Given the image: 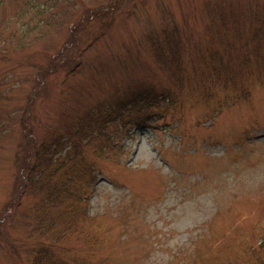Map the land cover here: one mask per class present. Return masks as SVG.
Segmentation results:
<instances>
[{"label": "rangeland", "instance_id": "374dc122", "mask_svg": "<svg viewBox=\"0 0 264 264\" xmlns=\"http://www.w3.org/2000/svg\"><path fill=\"white\" fill-rule=\"evenodd\" d=\"M146 86L174 93L163 118L62 148ZM56 142L41 180L32 153ZM40 246L74 264H264V0H0V264Z\"/></svg>", "mask_w": 264, "mask_h": 264}, {"label": "trees", "instance_id": "16d2710c", "mask_svg": "<svg viewBox=\"0 0 264 264\" xmlns=\"http://www.w3.org/2000/svg\"><path fill=\"white\" fill-rule=\"evenodd\" d=\"M159 51L160 54L164 57V59L167 61L170 67L171 77L174 80V76L175 73L178 72V68L172 44L168 42L165 45L160 44ZM173 94L174 93L172 92V90L168 88L159 89L158 87L154 86L138 87L133 90H127L121 95L122 98L114 99L115 101L113 100V102L107 109L100 105L99 107L94 108L90 112L86 113L83 117L76 120V122L73 123L75 129L67 130L66 133V135L70 139V142H68V144L66 145H63L62 148L69 147L67 151L73 154V156H75L76 158H79L82 157L81 154L84 151V146H81L82 140H84L85 138H90L91 134L93 133H96L94 139L105 138L106 142L111 141L112 144H114L116 139L120 138L121 134L126 137V134L123 133L126 126H129L128 135H130L131 132L135 129L144 130L150 127V124L153 120L163 118V112L157 110V108H161V104H170L177 102V99L173 96ZM130 109H136V114L125 115ZM117 124L119 125V129H114ZM107 126H112V129L109 130ZM70 127H72V125ZM126 132H128L127 129ZM59 140L60 139H55V141ZM49 145L51 144L43 145L40 149H37L32 153V158H34L32 163H36L38 167L42 168L41 174L44 175V177L41 180L47 179V181H49V178L47 176H49L51 172V167L54 166L53 161H55L53 160L52 162H50V160L48 161V159L52 158L53 156H56V154H58L59 152L61 153V155L63 153V150L58 148L57 142L54 144L53 149L49 148ZM44 154H46V157L48 155L50 156H48V158L43 159ZM31 168H33V165H30L29 167L32 172ZM73 168L74 167L72 166V173L69 170H64L66 171L63 175L65 179H70L69 177L80 178L79 173L74 172ZM55 170L57 169L55 168L54 171ZM65 179L63 181L61 180L60 185L57 186L58 188H60V195H63V197L67 196L66 194H64L65 191H63V188L67 185V180ZM29 180L27 181V183L29 182ZM49 187L50 190H52V193H48L47 200H51L52 196L54 195H57L58 198H60V195L57 193L56 187H54L52 184L49 185ZM77 190L78 189L74 191ZM80 194H78V196ZM70 210H72V207ZM33 264L74 263L55 255L51 252V249L49 247L40 246L36 249Z\"/></svg>", "mask_w": 264, "mask_h": 264}]
</instances>
